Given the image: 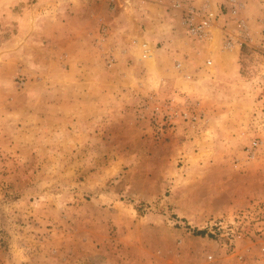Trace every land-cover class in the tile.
I'll return each instance as SVG.
<instances>
[{"label":"rangeland","instance_id":"374dc122","mask_svg":"<svg viewBox=\"0 0 264 264\" xmlns=\"http://www.w3.org/2000/svg\"><path fill=\"white\" fill-rule=\"evenodd\" d=\"M35 8L0 18V264H261L253 232L208 224L264 197V7L178 43L180 66L137 19L117 63L106 22L82 53Z\"/></svg>","mask_w":264,"mask_h":264},{"label":"crops","instance_id":"0c3cea01","mask_svg":"<svg viewBox=\"0 0 264 264\" xmlns=\"http://www.w3.org/2000/svg\"><path fill=\"white\" fill-rule=\"evenodd\" d=\"M233 2L237 5L235 14L231 11ZM36 3L31 2L29 3L30 7H23L17 0L10 3L0 0V18H11L16 23L17 18L21 20L20 9L29 10L35 5L36 8L32 11L37 23L36 13L39 6H36ZM252 5L264 7V2L261 0H45L43 7L41 6L39 10L45 9V12L47 11L45 13L48 17L47 21H57L61 27V36H63V32H66L68 36H71L75 30L85 32L80 49L82 53H87L94 48L95 44L100 43L97 28L99 24L106 22L105 36H102V39L107 38L102 42L103 49L98 52L104 57L103 52L107 48L116 62L118 58L126 59L135 45L133 43L135 38L131 35L130 28L132 20L137 19L142 35L136 40L149 42L153 40L156 44L159 43L158 50H162L163 54L168 57L178 58L176 62L180 66L182 64V61L179 62L181 56L187 62L195 57V52L191 49L179 51L176 49L178 43L182 45L184 40L192 44V40H195L183 22V18L189 9L204 12L207 10L218 11L221 7L227 11L222 14L218 23L224 25L229 17L234 15L238 17L239 13L241 17H244V13L240 12L239 8L243 7L247 13L248 7ZM102 6L105 7V13L99 11ZM10 9L12 10L8 12ZM63 12H66L65 16L60 17ZM249 16L252 17V15ZM229 23L226 22V30L232 25ZM51 33L53 34L52 31ZM228 33L230 34L229 37H232V32L228 31ZM225 39L228 40L227 37ZM68 49L69 46H67L66 51L63 50V53L68 54ZM155 50L157 49L153 45V52ZM261 264H264V259H261Z\"/></svg>","mask_w":264,"mask_h":264},{"label":"built area","instance_id":"2783aa9c","mask_svg":"<svg viewBox=\"0 0 264 264\" xmlns=\"http://www.w3.org/2000/svg\"><path fill=\"white\" fill-rule=\"evenodd\" d=\"M236 9L237 5L233 2L231 11L234 14L236 13ZM221 13L222 11H220V9L218 11L207 10L204 12L189 9L183 18V22L187 26L189 34L198 40H203L209 36L212 27L219 20ZM238 25L241 31L244 32L242 29H246L244 20H240ZM261 38L264 40V35H262ZM140 48L142 56H147V53L149 52L148 44L142 42ZM207 62L210 63L211 61L208 60ZM256 144V142L253 143V145ZM230 218V220L219 218L209 221L208 230L215 233L218 231L220 234H225L227 238H229L228 236H231L234 239L242 238L251 231V233L253 232L255 234V237H259V240L264 242V197L258 198L244 208L239 209ZM260 252L261 254H264V245L260 247Z\"/></svg>","mask_w":264,"mask_h":264},{"label":"trees","instance_id":"16d2710c","mask_svg":"<svg viewBox=\"0 0 264 264\" xmlns=\"http://www.w3.org/2000/svg\"><path fill=\"white\" fill-rule=\"evenodd\" d=\"M201 232H203V231H201Z\"/></svg>","mask_w":264,"mask_h":264}]
</instances>
